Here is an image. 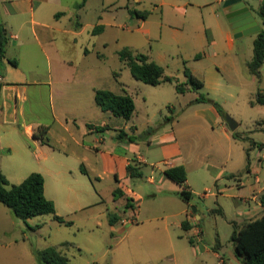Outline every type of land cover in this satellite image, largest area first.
Here are the masks:
<instances>
[{
	"label": "rangeland",
	"instance_id": "rangeland-1",
	"mask_svg": "<svg viewBox=\"0 0 264 264\" xmlns=\"http://www.w3.org/2000/svg\"><path fill=\"white\" fill-rule=\"evenodd\" d=\"M69 1L80 0H63L64 3ZM248 1L255 8L260 3V0ZM131 10L146 11L148 15L141 19ZM79 17L83 23H109L113 26L107 27L94 49L90 47L91 53L80 60V66L103 63L100 74L119 72V81L123 83L125 89L120 94L130 95L135 102L136 109L130 123L135 126L134 142L139 144L141 154L148 159V165L142 166V169H152L149 163L163 158L161 147L155 145L150 148L149 141L155 142L161 133L170 130L171 127L187 130L188 124L191 126L194 124V120H191L193 110L198 104L191 102L189 105L185 104L194 96L202 94L214 100L225 117L233 119L238 124L235 129L238 135L249 140L240 142V146L233 145L239 153L240 151L243 153L240 162H236L233 154L230 159L204 157L203 154L209 151L210 136L214 132L209 125L201 123L198 141L196 138L193 141L191 136L188 140V144L194 143L201 153L198 160L200 168L196 167L198 165L196 162L189 169H226L223 172L225 175L229 174L228 169H234L239 163L236 169H240L238 173L240 181L243 182L247 176L244 170L247 165L244 148L249 147L248 166L259 169L258 176L264 180V158H261V152L252 148L251 144L252 140L264 142V104L257 102V92L259 88L264 87V65L260 68L259 78L248 71L247 62L253 55L255 38L253 34L233 38L234 44L232 48H228L220 41L221 36L215 31L219 41L215 47V55L206 48V40L202 33L204 25H212L217 21L225 28L228 25L218 0H137V2L103 0V6L100 5V0H89L85 10L80 11ZM256 17L262 25L258 14ZM231 33L233 34V31ZM95 37L84 34L82 40L91 45ZM103 40L107 42L104 47L99 43ZM123 47L149 56L163 67L165 75L173 77L175 81H184L185 64L193 74L205 77L206 86L198 92L177 94L174 82H162L152 86L135 80L118 57V52ZM99 54L102 58L96 57ZM196 54H199L197 60L194 59ZM37 63L42 68L38 72L39 75H30L28 80L43 82L47 79L46 63L43 58ZM22 65L25 66V62ZM107 79L104 78L105 81ZM110 81L116 86L109 78ZM28 97L32 102H37L38 99L41 119L49 121L46 88L30 87ZM184 108L188 110L181 117ZM186 119H189V122ZM175 120L179 121V124L173 126L172 122ZM157 166L164 167L161 163ZM35 167L36 164L33 163L25 169L3 170L11 184H18L21 177L25 178L31 172L45 170L34 169ZM11 172H14V175ZM146 174L148 173L145 172L141 178L130 179L132 202L137 205L140 215L124 235L115 233L110 235L103 217L102 226L94 228L93 233L78 229L80 226L85 228L92 226L85 218L98 214L100 206L71 213L69 217L77 220L76 224L66 226L53 220L51 215L36 216L24 222L15 218L0 204V240L3 238L17 240L8 250L0 253V264H36L32 250L48 246L61 248L69 259V264H219L220 259L216 257L215 252L225 260V263L233 264L234 252L230 236L233 230L237 229L233 227V222H238V218L237 205L231 196L238 195L236 185L238 179L221 177L214 182L207 172L189 171V180L195 190L190 201V209L195 208L197 210L195 214L200 215L193 229L201 230L202 233L198 236L194 231L189 232L175 226L178 218L170 217L171 213L177 212L175 203H170L165 208L160 198L152 199L149 196L153 187L146 180ZM82 182L90 184L88 178L78 174L72 184L79 185ZM46 185V195L49 197L54 190L47 176ZM57 206L62 211L58 202ZM116 206L117 210L124 209L120 202H117ZM164 215L169 217L164 218ZM190 240L193 244L189 242ZM65 243H68V246H60Z\"/></svg>",
	"mask_w": 264,
	"mask_h": 264
},
{
	"label": "crops",
	"instance_id": "crops-1",
	"mask_svg": "<svg viewBox=\"0 0 264 264\" xmlns=\"http://www.w3.org/2000/svg\"><path fill=\"white\" fill-rule=\"evenodd\" d=\"M134 1L137 2V0ZM223 1L218 0L221 4ZM243 1L249 6L260 30L264 29V25H261L256 17L260 3L255 8L248 0ZM80 2L81 0L69 1V3H64L63 0H0V21L3 23L7 37L5 57L0 62V172L7 178L3 169H25L33 163L36 164L34 169H45L39 171L44 179V195L53 202L56 214L62 215L63 218H70L72 225L76 224L77 220L69 217L71 213L83 211L92 206H100L98 214L84 217L86 221L92 223V226L78 227L81 231L85 229L88 233H93L94 228L102 226L101 217H103L110 235L114 233L124 235L139 217L140 212L137 205L132 202L129 188L131 178L127 172V165L131 160L137 163L136 167L141 172V177L145 172L148 173L145 177L153 187V191L149 194L152 199L160 198L165 208L170 203H175L177 212L171 213L170 217L178 218L175 226L179 229L183 230L181 224L186 221L189 226L187 231H194L195 221L200 218V215L195 214L197 210L193 212L190 209L191 200L184 202L177 196L176 193L181 189L180 185L164 174L167 168L179 165H182L186 172L183 185L191 191L192 195L195 190L189 180L190 170L207 172L214 182L221 177L238 179L236 184L238 195L231 196L237 205L238 218V222H233V227L239 228L238 225L242 226L247 221L264 214V206L260 203V195L264 193V182H262L264 180L258 176L259 169H252L249 166L248 169H244L250 177L246 176L243 182L240 181L238 173L240 169H236L239 163L234 166V169H228L229 174L225 175L223 172L226 169H189L196 162L198 163L196 167L200 168L198 160L201 153L194 143L188 144V140L191 136L193 141L195 138L198 141V129L201 123L209 125L214 132L210 136L209 151L203 154L204 157L230 159L233 154L236 162L242 161V151L239 153L233 145L240 146L239 143L243 141L233 139L225 120L210 103H195L198 105L193 110L191 120H194V124L192 126L188 124L187 130L171 127L170 130L161 133L155 142L149 141L150 148L155 145L161 147L163 158L150 162L152 169H142V166L148 165V159L141 154L139 144L126 138H117L120 130L128 136H134L135 126L130 122L135 111L129 120L124 121L102 112L94 101L96 89H105L116 94L125 91L123 83L118 78L119 72L110 71L104 75L100 74L103 63L80 66V60L91 53L90 47L94 49L107 27L113 26L109 23L81 22L79 13L85 10L89 0H85L83 6H79ZM100 5L103 6V0H100ZM95 28L97 31L93 33ZM230 28L229 23L225 28L219 21L212 25H204L202 33L206 40V48L213 55L219 42L216 32L221 36L220 41H223L228 48H232L235 37ZM84 34L96 36L95 41L89 45L86 40H82ZM253 35L255 36L256 33ZM99 43L102 47L107 45L104 40ZM195 56V60L199 59V56L198 58ZM96 57L102 58V55L99 54ZM41 58L46 63L47 79L43 82L29 81L30 75H39L38 72L42 68L36 62ZM8 60H15L16 65H12ZM24 62L25 66L22 65ZM113 73L117 76L114 77ZM194 75L203 79L201 80L205 87V77ZM105 77L108 78L106 81ZM109 78L116 86L109 82ZM36 86H44L47 90L49 121L41 119L37 105L38 99L37 102L29 101V88ZM189 92L191 91L185 93ZM196 97L194 96L185 105H189ZM187 110L188 108H184L180 116L182 117ZM186 121L189 122V119ZM88 124L91 128L87 127ZM178 124L177 120L172 122L173 126ZM39 127L47 128L42 142L32 137L33 132ZM251 142L262 144L264 147V142L253 140ZM247 148L245 147L244 150ZM252 148L260 150L255 144H252ZM159 163L164 167L159 168L157 166ZM11 174L14 175V172ZM78 174L88 178L90 184L87 185L84 182L79 185L72 184ZM46 176L52 182L54 190L49 197L46 195ZM20 179L19 182L24 177ZM114 190L119 191L116 196L113 194ZM129 199L130 202L125 207ZM57 202L62 207V211L59 210ZM117 202H120L124 209L117 210ZM127 213H129L128 217ZM168 217L169 215H164V218ZM109 220L113 222L110 223ZM194 233L199 236L202 232L197 229ZM16 242L15 238L1 239L0 253L8 250ZM64 246H68V243ZM218 247L219 245L216 246ZM215 255L220 259L219 264H231L225 263L218 253L215 252ZM232 258L233 264H241L235 254Z\"/></svg>",
	"mask_w": 264,
	"mask_h": 264
},
{
	"label": "trees",
	"instance_id": "trees-1",
	"mask_svg": "<svg viewBox=\"0 0 264 264\" xmlns=\"http://www.w3.org/2000/svg\"><path fill=\"white\" fill-rule=\"evenodd\" d=\"M85 0H81L79 6H83ZM136 17L145 19L148 15L146 11L131 10ZM257 14L264 25V0H260L257 9ZM99 28V27H96ZM92 32L96 33L97 29ZM7 42L6 31L3 23L0 21V62L5 57V45ZM196 55L195 58H198ZM118 57L121 62L128 68L131 76L138 81L145 84L156 86L162 82H174V89L177 94H184L187 91L198 92L203 88V81L197 78L184 64L183 75L185 80L183 82L175 81L173 77L164 75L163 67L155 61L150 60L145 54L133 51L127 47H123L118 52ZM12 65H16L15 60H8ZM264 65V29L256 33L253 40V55L251 60L247 63V68L250 74L259 78L260 68ZM116 77L117 74L113 73ZM94 101L96 106L102 111L111 114L114 117L127 121L131 118L135 111V104L133 98L126 94H116L105 89H96L94 91ZM257 102L264 104V99L257 96ZM191 103H210L212 104L221 118L225 117L224 112L219 105L211 99L198 95ZM91 128V125H87ZM46 127H39L33 132L32 137L41 142L46 133ZM233 139L243 141L249 140L243 138L231 131ZM118 139H127L134 141V136L127 135L120 130L117 135ZM252 143V142H251ZM255 144L262 148V144ZM248 150H245L247 157L248 169ZM137 163L131 160L127 165V172L130 178H140L141 172L136 167ZM164 174L172 181L180 185L181 189L176 193L177 196L184 202H189L192 198L191 191L183 185L186 180V172L182 165L169 167L164 171ZM118 190H114L113 194L116 196ZM130 199L127 200L125 207L128 206ZM260 203L264 206V193L260 195ZM0 204L5 206L10 213L24 222L36 216L51 215L52 219L58 223L66 226H71L72 221L66 220L55 212L54 204L44 195V179L38 172H31L20 183L11 184L7 178L0 172ZM112 223V220H109ZM39 227V226H38ZM181 227L184 230L188 229V223L183 221ZM230 240L233 245L234 254L241 264H264V214L253 220L247 221L240 228L233 230ZM192 243V241H189ZM62 244L61 246H64ZM37 264H69V259L63 254L61 248L48 246L46 248L32 250Z\"/></svg>",
	"mask_w": 264,
	"mask_h": 264
},
{
	"label": "water",
	"instance_id": "water-1",
	"mask_svg": "<svg viewBox=\"0 0 264 264\" xmlns=\"http://www.w3.org/2000/svg\"><path fill=\"white\" fill-rule=\"evenodd\" d=\"M221 7L235 38L260 31V26L245 1L224 0ZM224 120L230 131L237 128L238 124L233 119L226 116ZM192 211L195 212V208H192Z\"/></svg>",
	"mask_w": 264,
	"mask_h": 264
},
{
	"label": "built area",
	"instance_id": "built-area-1",
	"mask_svg": "<svg viewBox=\"0 0 264 264\" xmlns=\"http://www.w3.org/2000/svg\"><path fill=\"white\" fill-rule=\"evenodd\" d=\"M0 82H1V77H0ZM257 96L260 97L261 99H264V87L259 88L257 92ZM259 151L261 152V158H264V147H262Z\"/></svg>",
	"mask_w": 264,
	"mask_h": 264
}]
</instances>
